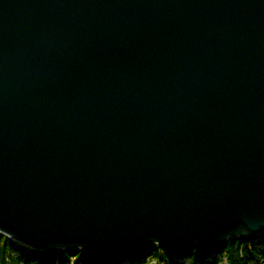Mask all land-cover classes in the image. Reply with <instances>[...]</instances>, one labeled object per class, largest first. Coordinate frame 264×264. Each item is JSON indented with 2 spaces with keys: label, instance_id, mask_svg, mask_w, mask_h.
I'll return each mask as SVG.
<instances>
[{
  "label": "water",
  "instance_id": "obj_1",
  "mask_svg": "<svg viewBox=\"0 0 264 264\" xmlns=\"http://www.w3.org/2000/svg\"><path fill=\"white\" fill-rule=\"evenodd\" d=\"M0 234L33 250L264 234V0H0Z\"/></svg>",
  "mask_w": 264,
  "mask_h": 264
},
{
  "label": "trees",
  "instance_id": "obj_2",
  "mask_svg": "<svg viewBox=\"0 0 264 264\" xmlns=\"http://www.w3.org/2000/svg\"><path fill=\"white\" fill-rule=\"evenodd\" d=\"M250 245L262 242L264 234L247 239L230 240L219 246L210 248H187L184 250L163 248L156 245H145L128 251H114L94 253L83 250L68 251H41L22 246L0 234V264H106L124 262L125 260L141 261L149 256H160L161 259H170L169 264H180L179 258H191V264H220L219 259L223 254L228 257L229 264H252L258 253ZM163 250V251H161ZM18 254L17 256L14 255ZM219 255V256H218Z\"/></svg>",
  "mask_w": 264,
  "mask_h": 264
}]
</instances>
